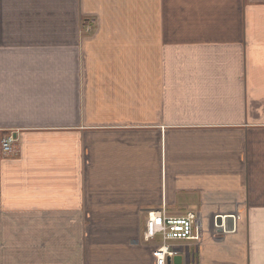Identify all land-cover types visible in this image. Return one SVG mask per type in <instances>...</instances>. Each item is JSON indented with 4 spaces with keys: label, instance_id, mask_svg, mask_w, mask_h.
Returning <instances> with one entry per match:
<instances>
[{
    "label": "crops",
    "instance_id": "crops-1",
    "mask_svg": "<svg viewBox=\"0 0 264 264\" xmlns=\"http://www.w3.org/2000/svg\"><path fill=\"white\" fill-rule=\"evenodd\" d=\"M158 211L264 264V0H0V264H156Z\"/></svg>",
    "mask_w": 264,
    "mask_h": 264
},
{
    "label": "built area",
    "instance_id": "built-area-1",
    "mask_svg": "<svg viewBox=\"0 0 264 264\" xmlns=\"http://www.w3.org/2000/svg\"><path fill=\"white\" fill-rule=\"evenodd\" d=\"M13 138L3 141V151L12 152ZM197 215L188 212L182 216H170L164 211L151 212L145 224L144 241L154 245L156 264H168L181 253L183 244L189 241L196 226Z\"/></svg>",
    "mask_w": 264,
    "mask_h": 264
},
{
    "label": "water",
    "instance_id": "water-1",
    "mask_svg": "<svg viewBox=\"0 0 264 264\" xmlns=\"http://www.w3.org/2000/svg\"><path fill=\"white\" fill-rule=\"evenodd\" d=\"M168 264H182V257H175L173 261L168 259Z\"/></svg>",
    "mask_w": 264,
    "mask_h": 264
},
{
    "label": "rangeland",
    "instance_id": "rangeland-1",
    "mask_svg": "<svg viewBox=\"0 0 264 264\" xmlns=\"http://www.w3.org/2000/svg\"><path fill=\"white\" fill-rule=\"evenodd\" d=\"M24 226H26V225H24ZM27 231H28V230H27ZM12 253H13V255H15V254H14V250L12 251ZM15 256H16V255H15ZM16 257H17V256H16Z\"/></svg>",
    "mask_w": 264,
    "mask_h": 264
}]
</instances>
